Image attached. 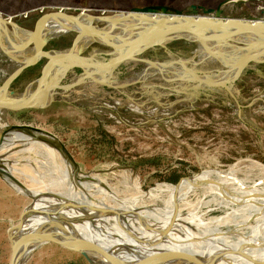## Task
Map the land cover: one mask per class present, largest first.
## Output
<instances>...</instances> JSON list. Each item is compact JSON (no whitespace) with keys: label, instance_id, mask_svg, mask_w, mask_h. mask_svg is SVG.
<instances>
[{"label":"rangeland","instance_id":"obj_1","mask_svg":"<svg viewBox=\"0 0 264 264\" xmlns=\"http://www.w3.org/2000/svg\"><path fill=\"white\" fill-rule=\"evenodd\" d=\"M148 6H164L174 13L191 15H209L204 10L220 9L223 17L264 19V0H0L2 15L23 30L32 28L41 10L108 14ZM8 28L12 30L11 26ZM72 37V32L59 35L48 42L46 50L68 48ZM193 46L171 44L172 58L189 55ZM106 51L107 46L93 43L84 53ZM148 57L168 58L163 49L149 52ZM44 63L27 68L12 86L36 79ZM16 66L17 62L0 50V82ZM214 67L218 69L214 63L205 66L211 71H215ZM73 72L79 73V68L68 72L62 88L71 90L78 82L86 81L84 77L88 75L78 77ZM138 72L122 70L116 80L124 81ZM235 72L229 70L227 74ZM231 86L243 107L239 108L223 88H200L148 77L127 88L105 87L95 94L70 91L46 109L8 113L0 116V133L4 131L0 139V168L21 181L23 187L42 193L47 199H51L49 194L61 190L62 170L67 169L77 196H73L74 201L83 192L98 207L107 204L119 210L114 208L115 203L126 202L130 208L122 215L123 221L146 238L149 235L140 227V219L150 212L163 216L167 213V189L205 173L210 180L225 181L239 195L236 204L221 202L222 196L212 188L214 182L208 187L184 186L177 206L183 216L177 225L182 229L175 228L174 234L183 239L189 232L198 238L218 231L214 239L225 234V242L231 244L249 233L264 239V62L252 64ZM11 125L39 131H22L27 137L19 139L15 138L16 131L7 128ZM14 188L0 175V264H7L10 255L6 228L16 223L21 210L32 202L23 190ZM250 188L259 194L251 200L263 206H252L249 199L246 202L241 198ZM79 212L71 211L74 215ZM114 217L109 215L103 222L116 231L120 227ZM148 223L152 228L159 225L152 218ZM76 258L82 260L77 253L45 243L25 264H62Z\"/></svg>","mask_w":264,"mask_h":264},{"label":"water","instance_id":"obj_2","mask_svg":"<svg viewBox=\"0 0 264 264\" xmlns=\"http://www.w3.org/2000/svg\"><path fill=\"white\" fill-rule=\"evenodd\" d=\"M191 9L195 11V6ZM204 11L209 15L174 13L164 6H148L108 14L104 11L101 14H93L81 10L76 14H70L63 10L48 12L41 10L42 13L32 28L23 30L18 36L12 34L17 24L0 12V50L17 62L14 71L0 82V116L4 117L8 113L24 109H46L67 96L70 91L95 94L105 87H111V81L117 79L122 70L134 69L150 72L151 77L165 82L187 83L200 88H224L237 106L241 107L231 85L252 64L264 62V19L223 17L220 9ZM85 16H90L93 20L87 22L83 19ZM47 20H54L66 28L67 33H73L68 48L46 50L48 42L55 38L47 36L45 32ZM8 26H11L12 30ZM205 38L213 39L212 43H207V40H203ZM200 39L203 40L202 45L194 47L192 41ZM217 39H229L237 44L231 41V44L222 47L209 45L215 44L214 41ZM177 42L193 46L194 49L185 57L172 58L170 46ZM93 43L107 46L108 51L85 54V50ZM158 49H163L168 58L148 57L149 52ZM27 52L31 54L23 57L22 54ZM237 54L242 56L237 62L238 69L228 78L215 75L214 72L218 73L217 68L214 67L216 71H211L206 70L204 66L205 61L212 58L216 66H220L218 68L224 69L232 64L225 63L224 57L231 59L234 57L231 55ZM192 58L194 64L187 68L181 67L177 70L172 64L173 61ZM41 61L45 63L36 79L27 81L19 87L12 86L24 69ZM75 67L79 68V73L73 72L74 76L82 75L89 70L93 71V75L84 77L86 81L78 82L79 85L73 86L74 89L62 88L61 83ZM42 93L45 95L44 98L29 99V96ZM7 128L29 134L31 130L39 131L37 128L22 125H11ZM3 133L4 131L0 133V139ZM60 149L70 157L64 147ZM0 175L10 184L22 186L2 168ZM21 188L25 195L32 198V202L23 209L18 221L7 230L10 250L7 264H25L34 251L45 243H53L77 253L84 264H219L224 257L230 255L242 256L253 264H264V258H255L244 251V248H255L248 244H244L242 248L229 247L226 250L201 254L183 245L158 247L157 241L151 242L154 237L136 238V235L135 239L138 241H149L151 250L146 251L130 244L122 248L105 246L97 240L86 238L77 229V226L85 221L94 223L98 217L83 215L85 204L66 198L64 200L56 194H49L51 203L40 204L39 198L44 196L42 193L33 195L28 189ZM94 208L92 206V209ZM73 210L80 212L74 215L71 213ZM94 210L100 212V215L119 216L125 213L121 214V211L110 207H97ZM34 216H39L40 220H33ZM169 229L170 226L160 230L159 236L168 235Z\"/></svg>","mask_w":264,"mask_h":264},{"label":"bare ground","instance_id":"obj_3","mask_svg":"<svg viewBox=\"0 0 264 264\" xmlns=\"http://www.w3.org/2000/svg\"><path fill=\"white\" fill-rule=\"evenodd\" d=\"M83 19L87 22H91L93 20V18L90 16H85V17H83ZM45 25H46L45 26V29H46L45 32H46L47 36H49L51 38L67 33V29L62 27V25H59L54 20H47ZM13 32H14V33H12L13 35L18 36V35L23 33V29L15 27ZM201 40L202 39H200L199 41L194 40L192 42L197 44L198 46H201L202 45L201 42L203 40H205V41L207 40V43L208 42L212 43V41H213V39H211V38L210 39L205 38L202 41ZM231 41L229 39H222V40L217 39L216 41H214L215 44H209V45H214L215 47L216 46L222 47L226 44H231ZM232 43L237 44V42H235V41H232ZM198 50H201V49H198ZM29 54H31V53H29V52L27 54L23 53L22 55H23V57H27ZM231 56H234V57L231 59H228V57L223 56L225 59L224 61H226L225 63L230 62L232 64L230 66L224 68V69L218 68L217 69L218 73L214 72L215 75L220 76L221 78H225V77L228 78L230 76L227 74L229 72V70L237 71V69H238L237 62H239L238 60L240 58H242V56L239 54L231 55ZM232 60H234L233 61L234 63L231 62ZM212 62L214 63V60L212 58H209L205 61L204 66L211 64ZM172 64H174V66H176L177 70L179 68L181 69V67L187 68V67H190V64H191V66H193L194 58L187 59V60L180 59L177 62L176 61L173 62ZM215 66H216V64H215ZM218 67H220V66H218ZM92 72H93L92 70H89L85 74L86 75H89V74L93 75ZM149 73L150 72H147V71H140L138 73H134L131 77L127 78L124 81L115 79V80H112L111 83H112V86L116 87V88H127L130 84H136L137 82L142 81L145 78L151 77V74H149ZM231 75H233V74H231ZM44 96L45 95L43 93L41 95L34 94L32 96H29L30 97L29 99L44 98ZM25 137H27V135H24L23 133H20V132H15V138L21 139V138H25ZM12 140L13 139H9L8 141L12 142ZM13 144H15V143H13ZM46 150L48 151V149H46ZM62 173H63L62 177L64 179L63 186H62L61 190L58 191V193L56 195L62 196L63 197L62 199H64V200H65V198L69 199V200H75L74 197L76 195L74 196L75 192H74V189L72 187L71 182L69 181V177H70L69 171L67 169L62 170ZM218 174L220 177L225 176V174H223V173H218ZM185 179H187V178H185ZM19 182H21V181H19ZM213 182L215 184L214 185L215 187L213 186L212 188H215L216 190H218L220 195L223 197V198L219 197L221 202H225L224 204H226V205H230L227 201H229V202L234 201L235 202L236 197L239 195L235 194L234 191L230 190L225 185V183H223L225 181H218L217 182V181L210 180L209 176L205 173H202L201 175H198V176L193 177V178L189 177L187 180L183 181L181 184L175 185V186L173 185V186L169 187V189H167L169 192V196L166 199V205H167V208H169V210H167L166 214L164 213L165 214L164 216H163V213L157 214L155 212H150V215H148L149 218L145 216L144 219H140L139 225L143 229V231L148 233L149 237H147V238L154 237V240L152 239L151 242L157 241L158 244L156 246H158V247H168V246H175V247L179 246L180 247L181 245H183L184 247L189 248L190 250L192 249L193 251H197L198 253H201V254L210 253V252H213L214 250H226L229 247L230 248H236V249L238 247L242 248V247H244L243 246L244 244H248V245L254 246L255 248H247V249L244 248L245 252L252 254L253 256H255V258L256 257L257 258H264V239H258L252 233H251L252 235H250V233H249L248 235L243 236L242 238L238 239L235 243H232V244L225 242V240H224L225 234L224 235L221 234L219 236V238L214 239V236L216 234H217L216 236L219 235L218 231H213V232H209V233L206 232V234H204L203 236H200L198 238L193 237V235H191L189 232L186 233L187 236L185 235L183 237V239L180 237H177V235L174 234L175 228H181L182 229V227H180V226L178 227V225H177L178 220L183 217L180 214V211L177 207L180 200L183 198L182 197V190L189 185L190 186H196V187H198V186H207L208 187ZM21 184L23 185L22 182H21ZM208 184H210V185H208ZM83 185L86 186L87 183H83ZM13 186L16 188V190L22 191L21 187H23L24 185L19 186L18 184L13 183ZM25 189H28V188H25ZM28 191L30 192V194H33V195L38 194L31 189H28ZM256 192L257 191H255V190H252V189L249 190L248 189L245 191V194L242 195L244 197H241V198H243L244 201H246V202H247L246 199H249L248 202L250 204H252V206H256V207L263 206L261 204L258 205V204H256L257 202L252 201L253 198L256 199V197H259V194H256ZM256 195H258V196H256ZM241 198L239 197L240 200H241ZM40 199H41L40 201H43V200H44V202L47 201L45 204H47L50 200V199L45 198V196H41ZM77 201H80L83 204H85V208L82 211L83 215L89 216L91 214V215L98 216L97 217V221H99L98 223H95V222L91 223L90 221H85V222H83L84 226L82 227V229L81 228L79 229L80 225L77 226L78 231L81 232L84 236H86V238H91L92 240H97L105 246H110V247H115V248H118V247L122 248L123 246L130 244L133 246H138L141 249L143 248L146 251L149 249L151 250L152 246L150 245L149 241L141 242V241H138L135 239L137 234L133 231L134 227H130L127 223L125 224V221H123L122 215H119V216L114 215L115 216L114 219H115L118 227H120V228L117 229L116 231L115 230L113 231L110 227L104 225V222H103L104 220H107L109 218V215H100V212H97L96 210H94L99 206L98 204L95 203V205H94V203L90 202L87 199V197L85 196V194H83V192H81L79 194V199ZM49 203H51V202H49ZM125 203L124 204L122 202L121 203H115L117 205L114 208H118L122 214V213L126 212V210H128V208H130L128 206V204L126 205ZM235 204H236V202H235ZM92 206L95 208L92 209ZM107 206L109 207V205L105 204L103 207H107ZM253 208H255V207H253ZM150 218H152L156 223H159V225L156 226L155 228L154 227L152 228L151 225L148 223V220ZM173 218H175V219L173 220ZM33 220L38 221V220H40V217L34 216ZM169 226H170L169 234L164 235V236H162V235L159 236V233H161L160 230L166 229ZM139 236L140 235H137L136 238H138ZM247 236H250V237L252 236V238H248ZM136 256H137V254H136ZM219 264H253V263L249 262L248 260H246L242 256L230 255V256L224 257L222 259V261L219 262Z\"/></svg>","mask_w":264,"mask_h":264},{"label":"crops","instance_id":"obj_4","mask_svg":"<svg viewBox=\"0 0 264 264\" xmlns=\"http://www.w3.org/2000/svg\"><path fill=\"white\" fill-rule=\"evenodd\" d=\"M24 209V208H23ZM23 209L21 210V212H20V214L22 213V211H23ZM20 214H19V216H20ZM13 223H15V222H13ZM13 223H11V225L13 224ZM10 225V226H11ZM9 226V227H10ZM8 227V228H9ZM8 228H6V230H5V240H7V230H8ZM70 251V250H69ZM73 252V251H72ZM75 253V252H74ZM80 259V258H79ZM80 260H78V258H76V260H71V261H65V262H62V264H84L83 262H82V260L79 262Z\"/></svg>","mask_w":264,"mask_h":264},{"label":"flooded vegetation","instance_id":"obj_5","mask_svg":"<svg viewBox=\"0 0 264 264\" xmlns=\"http://www.w3.org/2000/svg\"><path fill=\"white\" fill-rule=\"evenodd\" d=\"M38 63H39V62H38ZM38 63H36V64H38ZM32 66H33V65H32ZM27 68H29V67H27ZM27 68H26V69H27ZM26 69H24L23 72H22V73H21V74L15 79V80H17V79H18V78L24 73V71H25ZM223 89H224V88H223ZM224 91H225V90H224ZM228 96H229V95H228ZM239 103H240V102H239ZM240 105H241V104H240ZM241 107H243V106L241 105ZM241 107H239V108H241Z\"/></svg>","mask_w":264,"mask_h":264}]
</instances>
